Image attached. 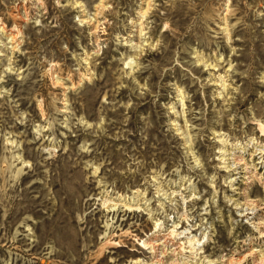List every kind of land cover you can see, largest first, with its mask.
<instances>
[{
	"label": "rangeland",
	"instance_id": "rangeland-1",
	"mask_svg": "<svg viewBox=\"0 0 264 264\" xmlns=\"http://www.w3.org/2000/svg\"><path fill=\"white\" fill-rule=\"evenodd\" d=\"M76 1L0 0V264H264V0Z\"/></svg>",
	"mask_w": 264,
	"mask_h": 264
},
{
	"label": "bare ground",
	"instance_id": "bare-ground-1",
	"mask_svg": "<svg viewBox=\"0 0 264 264\" xmlns=\"http://www.w3.org/2000/svg\"><path fill=\"white\" fill-rule=\"evenodd\" d=\"M77 3V6H83L82 4H81V2H79L78 0L76 1ZM149 4V3H148ZM149 8V7H148ZM157 262H160V264L162 263L160 260L159 261H157ZM163 264H165V263H163Z\"/></svg>",
	"mask_w": 264,
	"mask_h": 264
}]
</instances>
